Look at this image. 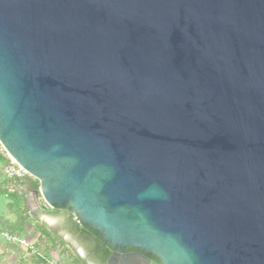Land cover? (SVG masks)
Listing matches in <instances>:
<instances>
[{
    "label": "water",
    "instance_id": "95a60500",
    "mask_svg": "<svg viewBox=\"0 0 264 264\" xmlns=\"http://www.w3.org/2000/svg\"><path fill=\"white\" fill-rule=\"evenodd\" d=\"M0 143L112 258L264 264V0H0Z\"/></svg>",
    "mask_w": 264,
    "mask_h": 264
},
{
    "label": "trees",
    "instance_id": "16d2710c",
    "mask_svg": "<svg viewBox=\"0 0 264 264\" xmlns=\"http://www.w3.org/2000/svg\"><path fill=\"white\" fill-rule=\"evenodd\" d=\"M23 181H21L19 185L22 186L24 183ZM33 184L34 189L38 190V182L34 181ZM5 192L6 191H1L2 194H5ZM8 197L18 208L17 218L14 223L7 226L5 225L6 229L4 231L6 234L2 231L1 234L15 239V242H11L6 239L7 244L4 246L6 251H2V254L11 252V254L15 257L14 264H52L51 252L55 251L66 255L67 258H70L72 264H86L85 260L81 259L77 255L75 250L72 249L69 244L58 235L57 231L49 229L45 223L38 221L29 213L25 206L22 192L13 196L8 195ZM47 210L51 212L60 211L67 214V225H70L69 227L74 234L88 243L87 247L90 248V254L93 256V263L106 264L114 251L96 229L83 224L70 207H55L54 209L48 208ZM25 237H35L36 242L30 244V242L24 241ZM121 253H139L143 257L147 258L151 264H161L159 259L152 254L141 252L134 248L126 249L121 251Z\"/></svg>",
    "mask_w": 264,
    "mask_h": 264
},
{
    "label": "rangeland",
    "instance_id": "374dc122",
    "mask_svg": "<svg viewBox=\"0 0 264 264\" xmlns=\"http://www.w3.org/2000/svg\"><path fill=\"white\" fill-rule=\"evenodd\" d=\"M1 171V170H0ZM31 178V177H30ZM9 182L4 180L2 173L0 172V264H14L15 257L11 254V252H7L6 254H2V251H6L4 249V246L7 244L6 236L4 234H1V231L5 233V229L7 225H10L16 221L17 218V212L18 208L16 207V204L12 202V200L8 197L7 193L2 194L1 191H6V187L9 186ZM7 195V196H6ZM18 197V196H15ZM14 197V198H15ZM38 198L40 199V207L39 212L30 209L28 207V211L31 215H33L38 221L43 222V216H47L49 218H52L54 220L53 224L51 226H48L46 223L45 225L51 229L58 232V235L62 237V239L69 244V246L75 250H81L82 256L84 257L83 260H85L86 264H95L89 259L86 258L84 254V246H88L87 242L83 241L80 237L74 235L70 229V225H67V219L68 215L63 212H51L48 211V207L44 204L42 201L40 195H38ZM50 209V208H49ZM67 220V221H66ZM6 225V226H5ZM6 234V233H5ZM31 240V241H30ZM24 241L35 243L36 239L35 237H25ZM33 241V242H32ZM26 248V247H25ZM24 248V249H25ZM51 263L52 264H72L71 259L67 258L66 255H63L59 252H51Z\"/></svg>",
    "mask_w": 264,
    "mask_h": 264
},
{
    "label": "built area",
    "instance_id": "2783aa9c",
    "mask_svg": "<svg viewBox=\"0 0 264 264\" xmlns=\"http://www.w3.org/2000/svg\"><path fill=\"white\" fill-rule=\"evenodd\" d=\"M0 159L3 162L2 174L4 179L9 182V186L6 188V193L9 196L16 195L19 190H21V185L19 183L26 178H29V175L26 171L18 165L6 152L4 147L0 143ZM6 236V235H5ZM8 241L15 242V239L6 236ZM24 244V243H21Z\"/></svg>",
    "mask_w": 264,
    "mask_h": 264
},
{
    "label": "crops",
    "instance_id": "0c3cea01",
    "mask_svg": "<svg viewBox=\"0 0 264 264\" xmlns=\"http://www.w3.org/2000/svg\"><path fill=\"white\" fill-rule=\"evenodd\" d=\"M2 167H3V162L0 159V170H1L0 172L1 173H2ZM34 181L35 180L33 178L24 179L23 181L24 183L21 186L22 188L17 193V194H19L20 192L23 193L26 208L28 209V207H30V209L32 210H35V207H36V204H35L36 201L33 197V191L36 190L34 189V184H33ZM39 207H40V199L38 198L37 199V210L35 211L39 212ZM113 259L116 261L115 264H151V263H146L145 261H143L139 256L136 255V253H123L119 255H114Z\"/></svg>",
    "mask_w": 264,
    "mask_h": 264
},
{
    "label": "flooded vegetation",
    "instance_id": "af4514ba",
    "mask_svg": "<svg viewBox=\"0 0 264 264\" xmlns=\"http://www.w3.org/2000/svg\"><path fill=\"white\" fill-rule=\"evenodd\" d=\"M72 233L74 234V232H72ZM74 235H76V234H74ZM83 248H84V254H85L86 258L89 259L90 261H92L93 256L90 254V248L87 246H84ZM115 262L116 261L112 258V255H111L110 258L108 259V261L106 262V264H115Z\"/></svg>",
    "mask_w": 264,
    "mask_h": 264
},
{
    "label": "bare ground",
    "instance_id": "6f19581e",
    "mask_svg": "<svg viewBox=\"0 0 264 264\" xmlns=\"http://www.w3.org/2000/svg\"><path fill=\"white\" fill-rule=\"evenodd\" d=\"M43 219H45L50 225H52L54 222V220L52 218H49L47 216H43Z\"/></svg>",
    "mask_w": 264,
    "mask_h": 264
}]
</instances>
